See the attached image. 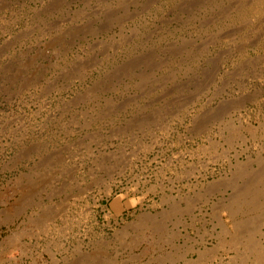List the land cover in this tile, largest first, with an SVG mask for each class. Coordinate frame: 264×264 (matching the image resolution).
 I'll return each mask as SVG.
<instances>
[{
	"label": "rangeland",
	"instance_id": "1",
	"mask_svg": "<svg viewBox=\"0 0 264 264\" xmlns=\"http://www.w3.org/2000/svg\"><path fill=\"white\" fill-rule=\"evenodd\" d=\"M263 160L264 0H0V264H264Z\"/></svg>",
	"mask_w": 264,
	"mask_h": 264
},
{
	"label": "bare ground",
	"instance_id": "2",
	"mask_svg": "<svg viewBox=\"0 0 264 264\" xmlns=\"http://www.w3.org/2000/svg\"><path fill=\"white\" fill-rule=\"evenodd\" d=\"M249 11V10H248ZM131 70V69H130ZM147 79V78H146ZM145 80V79H144ZM251 126V125H250ZM257 159V158H256ZM255 159V160H256ZM259 159V158H258ZM260 162H262L261 160H259ZM264 161V160H263ZM256 162V161H255ZM244 163H246V162H244ZM260 164V166H262L261 165V163H259ZM236 167L237 168H235L237 171L236 172H239V173H237L236 174V172H235V174H233V175H235L236 177V179L234 178V176L232 177V178H234L236 181H237V177H238V174H239V177H240V175H245V173H247L248 171L247 170H244V164L242 163V162H238L237 163V165H236ZM253 169H255V168H253ZM262 169V168H261ZM259 171V170H258ZM241 172V173H240ZM250 172V171H249ZM263 172V171H262ZM255 174V173H254ZM247 175V174H246ZM251 175V177H252V173L250 174ZM249 175V176H250ZM248 176V175H247ZM247 176H246V178H247ZM243 176H241L240 178H242ZM259 178H260V176H259V174H258V176H257V174L256 175H254L253 177H252V179H250L249 181L247 180V182L246 181H244L245 183L242 185H239V186H235L236 184H237V182L235 181V180H233V182H234V184L235 185H233V186H235V189L233 190V194L231 193L230 195H232L231 197H233L234 199V203H235V201L237 200V202H238V200H239V202H238V204H237V210H242V208H244V206H246L248 209H250V211L251 210H255V209H259V210H262L261 212H259V213H256V214H254V215H250L249 217L251 218H248L247 217V219L246 220H244V218L242 219H240V220H235L234 221V227H235V229H236V227H237V229L239 230H237L238 232L235 234V233H233V236H232V239L230 240V242H231V245H232V247L233 248H235V247H237V246H239L240 244H242V243H244L246 246H247V249L249 250V251H251V253L255 256V259H258L259 261H264V249H263V246H264V244L262 245L261 244V238H264V230H263V226H264V188L262 189V191H261V189H260V197L251 189V187L253 186V184H255V181H258L259 180ZM261 181V180H260ZM220 182V181H219ZM223 183V182H222ZM222 183H218V185L219 184H222ZM261 183H262V181H261ZM31 185V184H30ZM213 186H215V189H216V186H217V184L216 185H213ZM212 186V187H213ZM232 186V187H233ZM255 186V185H254ZM225 187V186H224ZM256 189V188H255ZM257 192H258V190H257ZM32 193V192H31ZM28 197V196H27ZM32 197V196H31ZM259 198V199H258ZM263 198V200H261ZM26 199V198H25ZM0 202H3V203H5V202H7V201H1L0 200ZM130 203V202H129ZM231 203V202H230ZM233 203V202H232ZM229 204V203H228ZM113 206H114V208L117 210V211H119L120 209H121V203H120V197H117V198H115L114 199V201H113ZM230 206V205H229ZM228 206V207H229ZM232 206V205H231ZM234 206V205H233ZM178 209V208H177ZM24 210V209H23ZM231 210V209H230ZM234 210V209H233ZM236 210V211H237ZM235 211V212H236ZM230 212H232V211H230ZM234 212V213H235ZM46 215V214H45ZM221 215V214H220ZM47 217L44 219L43 217H44V215L42 216V220L44 221V222H47V221H49L47 218H49L48 217V215H46ZM51 216V215H50ZM251 216H253V217H251ZM40 218V217H39ZM2 220V219H1ZM145 221H147L146 219H145ZM150 222V221H149ZM28 223V222H27ZM43 224H46V223H43ZM222 224H224V223H222ZM221 224V225H222ZM40 225V224H39ZM223 226V225H222ZM158 227V226H157ZM224 228H223V230H224V232L225 231H228L229 230V228L226 226V225H224L223 226ZM151 230V229H150ZM223 230H222V232H223ZM22 231V230H21ZM20 231V232H21ZM229 232V231H228ZM235 232V231H234ZM231 233V232H230ZM226 234V233H225ZM235 234V235H234ZM230 235V234H229ZM19 238V237H18ZM224 240V239H223ZM223 242V241H222ZM229 242H227V244H228ZM230 244V243H229ZM225 246L226 245V242H223L222 243V246ZM208 248V247H207ZM207 248L206 249H204L205 251L207 250ZM211 248V247H210ZM225 248V247H224ZM240 248V247H239ZM210 250V249H209ZM212 250V249H211ZM204 251V253L201 251V252H199V260L197 259V260H193L195 263H197L198 261V264H201L200 263V261H203V259L204 258H206V257H211V258H213L214 256H215V253L214 252H211V251H208V252H205ZM215 251V250H214ZM210 252V253H209ZM244 252H246V251H244ZM52 253V252H51ZM241 255H244L245 257H246V255L247 254H241ZM52 258H53V260L54 261H56V258H55V255L54 254H52ZM89 256V255H88ZM171 256V255H170ZM180 256V255H179ZM182 256V255H181ZM244 256H242V257H240V258H243ZM85 257H87V256H85ZM89 257H91V256H89ZM248 257V256H247ZM92 258V257H91ZM163 258V257H162ZM249 258V257H248ZM176 259V258H175ZM250 259V258H249ZM246 260V259H245ZM262 264V263H261Z\"/></svg>",
	"mask_w": 264,
	"mask_h": 264
}]
</instances>
